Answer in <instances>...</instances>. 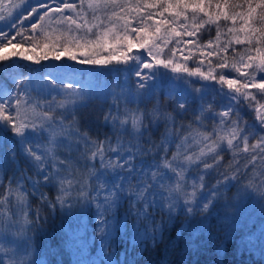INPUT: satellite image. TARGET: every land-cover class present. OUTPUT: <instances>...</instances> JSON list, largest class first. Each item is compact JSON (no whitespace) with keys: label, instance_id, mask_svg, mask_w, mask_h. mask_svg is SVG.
<instances>
[{"label":"snow or ice","instance_id":"snow-or-ice-1","mask_svg":"<svg viewBox=\"0 0 264 264\" xmlns=\"http://www.w3.org/2000/svg\"><path fill=\"white\" fill-rule=\"evenodd\" d=\"M24 2L12 4L5 15L0 0V22L10 20V28L16 29L17 24L11 22L16 19L12 9L21 8ZM53 4L55 7L40 5L45 12L38 17L40 23H32V36L24 37L16 31L9 38L0 30V47L11 45L16 36L42 39V47L48 51L38 58L25 59L40 64L49 60L51 52L55 65L39 78L22 74L13 77L12 89H0V128L10 131L15 141L9 146L7 158L15 161L18 150L28 166L17 169L19 175L8 177L7 183L0 170V206L18 209L3 214L0 230V248L7 250L6 255L19 257H9L10 264H29L25 257L31 253L18 252L14 241L8 239L10 235L22 236L26 226L34 222L28 216L29 187L41 206L52 209L63 207L73 198L81 207L95 204L97 234L105 240L112 231L107 214L121 200L127 201L129 213L137 220L147 222L156 209L165 211L169 220L177 210L189 218L200 215L206 219L233 181L245 180L243 188L264 199V181L255 182L264 175V104L257 99H264V0H53ZM36 12L32 8L29 15ZM212 25L216 28L215 47L211 40L201 46L195 39L197 34ZM37 30L39 37L35 35ZM222 34L228 38L221 44ZM183 37L193 39L185 41ZM173 41L167 58L162 59ZM182 43L209 48L206 57L215 56V65L209 59L205 72L201 71L204 59L196 61L195 68L174 62L176 46ZM135 46L143 52L130 54ZM36 47L41 45L36 43ZM76 51H80V57ZM104 52L107 55L101 56ZM6 59L0 55V61ZM183 59L186 62L190 56ZM113 61L114 67H122L137 78L135 87L120 93L109 90L112 102L103 121L112 135L93 138L81 129L79 117L93 90L68 64L106 66ZM161 68L166 71L161 72ZM169 72L174 75L169 76ZM232 73L236 75L230 78ZM158 77H167L166 91L158 92ZM193 77L219 85L216 94L229 101L223 110H216L214 97L206 99L208 85L195 87L198 81ZM159 95H164L171 107L158 102ZM245 101L255 112L259 130L243 121L237 111ZM133 103L136 107H129ZM147 103L151 108L141 107ZM193 104V119L187 124L178 122ZM207 121L212 122L210 127ZM161 125V139L153 141L151 132ZM173 144L175 150L169 154V145ZM73 151L78 155L73 156ZM224 152H231L232 160L223 165L216 183L209 186L205 176L222 167ZM240 153L247 154L243 171L237 160ZM145 156L150 158L148 163L143 160ZM137 157L141 159L134 163ZM117 170H126L127 174L120 176ZM109 172L122 182L107 185L102 177ZM42 186L56 188L54 200L40 191ZM150 238L153 242L162 238L160 226L153 229Z\"/></svg>","mask_w":264,"mask_h":264},{"label":"trees","instance_id":"trees-1","mask_svg":"<svg viewBox=\"0 0 264 264\" xmlns=\"http://www.w3.org/2000/svg\"><path fill=\"white\" fill-rule=\"evenodd\" d=\"M20 3H22V0H3L4 14H7V10L12 7V4ZM41 4L55 7L53 0H26L21 8L12 9L16 14V19L11 22H15L17 28H10V20H5L0 22V30L8 33L9 38L16 31L22 32L24 37L32 36V23H40L38 17L45 12V9L40 7ZM32 8H36L37 12L29 15ZM49 15L52 14L49 13ZM156 18L158 19L159 17ZM220 23L223 28L224 21L221 20ZM133 26H136L135 22H133ZM177 30L179 31L180 29L178 28ZM35 35L39 37V30L36 31ZM215 36V25L205 26L195 39L201 46L206 45L211 40L214 48ZM227 38V36L222 34L221 44ZM188 39L193 38H182L185 41ZM3 43L7 44V40H4ZM36 43L42 46L44 41L42 39L37 41L24 40L21 36H16L12 44L7 46L14 49L16 53L8 61H0V89H12L15 83L13 77L20 74L25 77L31 75L33 78H39L41 74L46 73L51 67L55 66L52 60L41 61L40 64H36L33 60L25 59L30 52L37 48ZM173 46L174 41L169 44L168 48H165L164 54L161 55L162 59L167 58V53ZM176 47L174 62L186 64L189 68H195L197 66L195 62L204 59L205 63L201 67V71L205 72L208 70L209 59L212 61L213 66L216 63L215 56L206 57V53L210 50L209 48L202 47L197 49L193 45L186 46L183 43ZM236 47L241 48L242 46L237 45ZM5 48L0 47V54ZM201 51L204 52V56H201ZM136 52L142 53L143 49L135 46L130 54ZM20 53H23V56L19 55ZM76 55L80 57V51H76ZM106 55L107 52L101 53V56ZM228 55L231 58V50H229ZM184 56H190V59L185 62ZM31 57L38 58L39 56L36 57L32 54ZM114 64L115 61H113V64L106 66H84L79 63L68 64L69 68L75 69L77 74L82 77V83L93 90V95L87 102V107L82 108L79 113L81 129L87 131L93 138L103 139L105 135H112L111 128L105 125L103 121V114L108 111V107L112 102L111 96L107 95L109 90L120 93L122 89L126 91L130 87H135L137 78L129 71L123 70L122 67H114ZM160 71L165 72L166 70L161 68ZM225 72L227 74V70ZM213 74L215 75L216 73ZM168 75L174 74L169 72ZM235 75V73H232L230 78ZM192 79L198 81L194 85L195 87L200 84L208 85L206 99L214 97L216 110L224 109V106L229 101L226 97L216 94L215 89L219 88V85H215L213 81H200L198 77H193ZM155 84L158 92L166 91L168 87L167 77H158L155 80ZM252 91L254 92L255 90ZM33 96H36L37 99H43L37 93H33ZM257 99L260 100L261 104H264V99H260L259 96ZM158 102L171 107L170 102L164 95H159ZM247 103V101L243 102L237 111L243 121H246L249 126L255 125L257 130H259L255 112L247 107ZM145 106L151 108L152 105L151 103L141 105V107ZM129 107H136V104H130ZM194 108H196L195 104L188 109L183 120L178 122L187 124L191 121ZM206 123L210 127L212 122L207 121ZM162 131L163 125L154 128L151 132L152 140L158 142L161 139ZM252 142V140L249 141V143ZM14 143L12 133L0 128V170H2L5 183H7L8 177L14 173L19 175L16 171L17 169L28 167L24 159L19 155L18 150L15 161L7 158L9 146ZM146 146L144 145V147ZM174 150L175 145H169V154ZM61 151L62 154H67L66 151ZM195 151H198V148H195ZM76 155L78 153L73 151V156ZM223 156L222 167L213 171L211 175L205 176L207 185L215 184L217 172L223 171V165H227L232 160L231 152H224ZM246 157V153H240L237 156L242 171ZM139 159L141 157H137L134 163L138 162ZM143 160L148 163L150 158L145 156ZM208 162L211 163V160ZM249 169H251V165H249ZM117 171L120 172V176L127 174L126 170ZM196 171H199V169ZM28 174L32 175V172L29 171ZM252 175L253 173L249 171V176ZM263 178L257 179V183ZM102 180L107 185H111L114 181L122 182L112 172L103 176ZM244 183L245 180H241L239 183L233 181L229 184L223 190V199L218 200L214 204L206 219L200 215L189 218L183 214L182 210H177L174 217L169 220L165 211L156 209L152 211L151 219L145 222L143 219L137 220L133 214H130L127 201L121 200L117 203L114 211L107 214L112 229L111 236L107 240L97 234L95 204L81 207L73 198L63 207L57 205L55 209H52L46 205L41 206L39 197L31 195V188L29 187L31 210L28 212V216L34 222L29 223L27 227L30 226L33 231L29 235L26 234L25 229L22 236L14 237L10 235L8 239L14 241L13 246L17 248L18 252L27 250L31 253L30 257H25L29 264H264V257L257 255L251 248L254 242L245 244V234L251 227L246 223L240 232H234L230 223L226 221L224 213L226 206L243 188ZM40 191L46 193L50 200L55 199V187L42 186ZM103 195L104 193L102 192L101 199ZM37 210L39 211L38 218L36 216ZM8 211L16 212L13 208L0 206V230H2L4 220L3 214ZM261 219H264V216ZM260 221L264 222V220ZM156 226H160L162 238H158L153 242L150 234ZM18 228L19 225L13 228L12 231L15 232ZM2 243L3 239L0 237V244ZM6 251V249L0 248V262L10 264L9 257L19 258L13 256L12 253L6 255Z\"/></svg>","mask_w":264,"mask_h":264},{"label":"rangeland","instance_id":"rangeland-1","mask_svg":"<svg viewBox=\"0 0 264 264\" xmlns=\"http://www.w3.org/2000/svg\"><path fill=\"white\" fill-rule=\"evenodd\" d=\"M48 1V0H47ZM71 1V0H70ZM47 17L45 19V24H47ZM56 27V25H52ZM48 49L41 47L35 48L34 51L29 53V56L34 54L36 57H40ZM16 51L10 47L3 49L0 55L6 56L8 61L15 55ZM54 53L49 52V60H52ZM263 178L259 176L257 179ZM256 179V183H257ZM260 181H264V178ZM260 181L258 183H260ZM16 211L18 209L13 208ZM226 221L230 223L231 229L236 231H241L244 228V224H248L251 228L245 234V244L254 242L252 245V250L262 257H264V222L260 220L264 216V199H261L254 192L248 190L246 191L242 188L237 195L232 199V201L226 206L225 211ZM33 229L30 226H26V234L30 233Z\"/></svg>","mask_w":264,"mask_h":264}]
</instances>
